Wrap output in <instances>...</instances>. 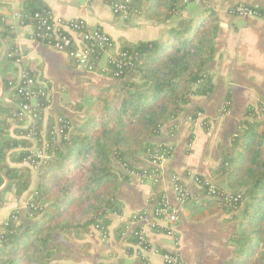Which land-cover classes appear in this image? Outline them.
Listing matches in <instances>:
<instances>
[{"label": "trees", "instance_id": "1", "mask_svg": "<svg viewBox=\"0 0 264 264\" xmlns=\"http://www.w3.org/2000/svg\"><path fill=\"white\" fill-rule=\"evenodd\" d=\"M20 3L19 25L35 29L39 22L35 13L49 9L48 6L43 0ZM186 4L183 0L131 3V14L137 10L138 15L166 24L165 36L119 44L120 52L125 53L117 56L121 68L107 65L104 71L94 70L119 83L69 104L75 112L84 110L85 116L77 125L65 116L58 117L69 121V129L61 138L52 133L55 122H43L50 97L37 94L35 109L44 129L47 158L39 169L40 181L30 203L41 208L29 207L25 219L9 216L1 224L0 264H80L77 260L55 263L56 259L68 257L64 252L72 250L61 245L65 238L56 239L54 231L64 235L72 231L78 237L97 225L106 232L111 224L109 215L121 212L116 198L119 181L128 179L117 164L126 172L141 174L143 170L137 162L151 159L157 150L166 147L164 141L155 139L164 135V128L169 135L174 134L176 118L190 97L212 91L213 76L208 65L215 53L216 13L203 8L184 18ZM253 8L264 14L263 8ZM14 36L0 13V45L7 47L6 52L14 50V43H9ZM13 59L15 56L4 57L1 68L0 89L12 90L9 102L0 100V206L5 192L12 189L20 197L31 185V168L24 162L31 154L33 142L24 136L27 131L17 108L27 100L19 93V85H9L14 82V76L8 73ZM25 69L34 80L43 82L38 74L40 66L36 69L29 63ZM42 85H34L33 90H48ZM250 110L247 113H254ZM253 117L243 120L244 127L241 125L240 132L232 137L234 156L226 157L212 172L215 178L225 176L228 191L217 185L220 190L242 195L237 208L223 206L218 196L186 199L182 204L190 220L223 210L239 221L237 232L230 237L233 252L226 264H264V118L255 114ZM197 178L205 179L202 175ZM113 232L115 238L123 237L131 246L138 244L139 226L126 233L124 222L115 226Z\"/></svg>", "mask_w": 264, "mask_h": 264}, {"label": "crops", "instance_id": "2", "mask_svg": "<svg viewBox=\"0 0 264 264\" xmlns=\"http://www.w3.org/2000/svg\"><path fill=\"white\" fill-rule=\"evenodd\" d=\"M43 1L53 14L67 19H84L89 26L108 33L118 44L156 39L166 33L167 26L160 21L136 13L115 14L111 6L113 0ZM237 4L264 9V0H201L186 4L182 11L184 18L192 17L203 8L216 13L215 53L208 65L213 76L212 91L207 95L191 96L176 118L174 134L169 135L164 128V135L155 139L164 141L173 149L168 159L157 166L159 174L156 177L142 178L134 172L127 174L125 168L117 164L121 172L128 175L127 180L119 181L116 190L121 212L109 215L111 224L106 232L92 230L91 235L84 234L77 239L81 246L72 248L68 261L77 260L80 264H164L160 253L176 252L180 264H226L233 252L230 237L238 229L231 213L221 210L190 220L182 206L178 223L168 233L167 221L159 219L152 223L151 212L161 194H165L171 204L178 205L174 178L194 191L196 187L189 172L209 178L228 191L225 176L215 178L212 172L223 164L226 157L234 156L232 137L240 132L242 121L250 115L247 111L264 103V21L232 15L231 9ZM20 7V0H0V13L15 35L9 43H14L19 52L27 56L26 64L31 63L36 69L41 67L38 74L50 94V103L43 111V122L46 125L65 116L71 124L77 125L82 115L71 110L69 104L84 101L98 89L116 85L119 81L99 72L84 71L66 52L29 38L32 28L20 26L15 17L20 13ZM8 69L12 76L17 72L14 66ZM7 97L2 96L0 100L9 102ZM225 102L229 104L226 111H222ZM137 164L141 169L155 167L147 159H141ZM39 181L40 172L35 169L31 171L29 189L20 197H16L12 189L5 192L0 206V226L9 213L32 196ZM194 193L199 196L198 189ZM140 212L146 213L147 226L143 231L151 242L150 248H157L158 254L142 252L138 244L131 246L123 237H114L113 228L120 223L125 222L126 233L132 231L137 226L131 221L132 217ZM23 215L21 213V217H25ZM60 262L59 259L55 261Z\"/></svg>", "mask_w": 264, "mask_h": 264}, {"label": "built area", "instance_id": "3", "mask_svg": "<svg viewBox=\"0 0 264 264\" xmlns=\"http://www.w3.org/2000/svg\"><path fill=\"white\" fill-rule=\"evenodd\" d=\"M134 0H113L111 3L112 10L117 15L127 16L130 14L131 3ZM183 2H200V0H183ZM132 12V11H131ZM135 13L137 10L133 11ZM231 13L238 16H252L264 21V14H259L253 7L245 4H238L231 9ZM20 13L15 17L20 18ZM35 18L39 19L35 29H32L29 34V38L42 41L44 44L54 48L55 50L66 52L69 57H72L75 64L87 71L102 70L104 71L107 65H114L117 68H121V60L117 56H125V53H121L119 45L112 40L110 35L98 27H92L87 24L84 19H65L58 17L50 9H44L35 13ZM7 47L0 45V66L2 67V60L4 57L15 56L9 67L14 66L17 72L14 74V82L10 81L9 85H19L18 91L27 100L24 103L18 104V118L23 122V127L27 131L24 135L26 138L33 142V146L30 148L31 154L25 160L26 163H30L35 169H40L42 164L47 158V144L43 138L44 129L39 124V112L35 107L38 104L36 102L37 94L40 96L49 98V91L45 88H40L38 91L33 90L34 85H42L43 82L36 81L32 76L28 74L25 66L26 61L24 56L19 52L18 48L14 45V50L6 52ZM11 49V48H10ZM114 75H118L115 72ZM2 79V73L0 72V81ZM44 85V84H43ZM42 85V86H43ZM12 88L7 92L0 89V97L8 96ZM8 98V97H7ZM9 100V98H8ZM229 102H225L221 107L222 111H226V106ZM264 104V103H263ZM254 113H250L247 120H251L253 115L264 118V105L253 110ZM198 115H201L198 113ZM69 121L63 118H57L54 126L52 127V133L58 138H61L65 134V129H69ZM244 127V125H242ZM40 135V137H37ZM165 148L162 151L157 150L155 154L151 155V161L153 164L159 166V164L169 156L172 147L165 143ZM143 170L141 174L154 173L158 175V170L151 168ZM198 187L199 196L195 193L189 194L186 187L181 184L176 178H174V190L176 198L181 204L186 199H199L221 197L223 206L227 208L236 209L240 201H242V195L240 193H230L220 190L217 184L209 178H205L203 181L197 178L196 174L191 176ZM201 188L206 190L203 192ZM36 194V193H35ZM200 198V199H201ZM29 207L41 208L37 205L29 204ZM153 215L157 220L165 219L169 222L168 233H171L178 219L180 218L179 210L174 205L167 202L165 195H161L154 203ZM146 213L140 212L132 217L133 223L145 221ZM98 227V226H96ZM99 228V227H98ZM100 230V229H98ZM104 233V232H103ZM138 245L142 248L148 249L150 243L144 234L142 227H139L138 232ZM156 252H159L155 248ZM164 264H179L180 259L176 252L160 253Z\"/></svg>", "mask_w": 264, "mask_h": 264}, {"label": "rangeland", "instance_id": "4", "mask_svg": "<svg viewBox=\"0 0 264 264\" xmlns=\"http://www.w3.org/2000/svg\"><path fill=\"white\" fill-rule=\"evenodd\" d=\"M238 5V4H237ZM236 6V5H235ZM232 15H234V16H236V17H242V18H247V17H252V16H246V17H244V16H238V15H235V14H233V13H231ZM57 16V15H56ZM59 17V16H58ZM62 18H65V17H62ZM65 19H67V18H65ZM111 37V36H110ZM112 38V40L117 44V46L119 45L117 42H116V40L113 38V37H111ZM10 40V39H9ZM23 56H24V60L25 61H27V56H25L22 52H20ZM79 68H81V67H79ZM82 69V68H81ZM82 70H84V69H82ZM84 71H87V70H84ZM49 97H50V94H49ZM256 108H258V106H256V107H254V109H256ZM80 113H81V115H82V117L81 118H79L80 119V122L82 121V118H84V116H85V111L83 110V111H80ZM261 118H263V117H261ZM172 147V146H171ZM173 150V149H172ZM172 150H171V152H170V154H169V156L171 155V153H172ZM168 156V157H169ZM168 157L167 158H165L161 163H163L165 160H167L168 159ZM139 160H141V159H139ZM160 163V164H161ZM30 168H31V171L32 170H35V168L30 164V163H28L27 164ZM155 169H157V167H156V165H155V167H154V170ZM142 170H146V169H142ZM158 170V169H157ZM148 172V171H147ZM135 173V172H134ZM191 175H190V179H192V182H193V184H195V182H194V180H193V178L191 177L192 176V174H193V172H189ZM127 174H129V172H127ZM135 174H137L138 176H140V177H142V178H144V177H147V178H149V177H154L155 175H153L154 173H145L144 175L143 174H140V173H135ZM159 174V173H158ZM156 177V176H155ZM179 180V179H178ZM185 186V185H184ZM186 187V189L188 190V192H189V194H191V195H193L194 194V191L196 190V189H198V187L196 186V184H195V189H194V191L191 189H189L187 186H185ZM174 188V187H173ZM35 193H36V191L32 194V196H30L29 198H28V200L21 206V207H18L16 210H13L11 213H9V215H8V217L9 216H11V217H13L14 219H19V218H22V220L23 219H25V217H21V213L22 214H24L23 216H25L26 214V211H27V209H29V204H30V202L32 201V198H33V196L35 195ZM162 195V194H161ZM161 195H159L158 196V198L157 199H159V197L161 196ZM163 195H165V194H163ZM165 198H166V200H167V202H169V204H171L170 203V201L168 200V197L165 195ZM201 197H199V199H200ZM177 199V198H176ZM157 201V200H156ZM156 201H155V204H156ZM178 201V200H177ZM171 205H174V204H171ZM175 206V208L177 209V210H179V214H181V207H182V204H181V202H179L178 201V205H174ZM40 207V206H39ZM39 209V208H38ZM236 214H238V211H236ZM42 214H40V216H41ZM151 219H152V223H154V222H157V219H155L154 218V215H153V212H151ZM180 219V218H179ZM179 219H178V221H179ZM146 220H147V216H146V219H145V221H140V222H138V223H136L137 224V226H141L142 227V229L144 230L145 229V227L147 226L146 224H147V222H146ZM5 220H3V222H4ZM167 221V220H166ZM178 221H177V223H178ZM236 221H237V225L239 226V221L236 219ZM2 222V223H3ZM151 222V221H150ZM168 223V225H169V222H167ZM176 223V224H177ZM97 226V225H96ZM96 226H93L91 229H90V231L87 233V234H92L93 232H92V230H96L97 232H101V227L100 228H98V227H96ZM97 229H100V230H97ZM0 232H1V230H0ZM236 232H237V230H236ZM54 236H55V238L56 239H61V240H64V238H65V240H64V242H63V244H61L62 246L64 245V246H66V243H68L69 245V247L68 248H70L71 250H72V248H78L79 246H81L80 244H79V242L77 241V239H79V238H81L84 234H82V235H80V236H78V237H75V236H73V232L72 231H70V232H67L65 235L64 234H62V233H59L58 231H54ZM146 236V235H145ZM148 239V238H147ZM151 243V242H150ZM139 250H141L142 252H152V253H157L158 254V252H156V250H155V248L154 247H152V248H148V249H145V248H142V247H140L139 248ZM145 250H147V251H145ZM65 254L67 253V255H70V253H72V252H70V253H68V252H64ZM160 255V254H159ZM68 258L69 257H62L61 259H59V260H61V262H65V263H69V262H73L72 260L71 261H68ZM57 260V259H56ZM55 260V261H56ZM180 264V263H179Z\"/></svg>", "mask_w": 264, "mask_h": 264}, {"label": "water", "instance_id": "5", "mask_svg": "<svg viewBox=\"0 0 264 264\" xmlns=\"http://www.w3.org/2000/svg\"><path fill=\"white\" fill-rule=\"evenodd\" d=\"M6 184V183H5Z\"/></svg>", "mask_w": 264, "mask_h": 264}]
</instances>
